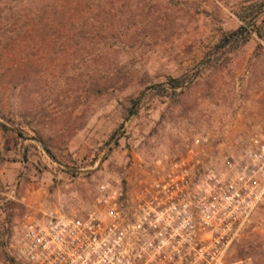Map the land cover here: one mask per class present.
<instances>
[{"label": "rangeland", "instance_id": "obj_1", "mask_svg": "<svg viewBox=\"0 0 264 264\" xmlns=\"http://www.w3.org/2000/svg\"><path fill=\"white\" fill-rule=\"evenodd\" d=\"M93 1L98 33L67 45L65 26L36 22L41 0H0V264H23L13 244L24 213H91L197 146L200 170L218 171L264 130V21L232 41L249 28L236 12L264 0ZM108 75L118 87L96 94ZM184 75L170 96L167 78ZM245 240L253 250L240 255ZM225 263L264 264V196Z\"/></svg>", "mask_w": 264, "mask_h": 264}, {"label": "built area", "instance_id": "obj_2", "mask_svg": "<svg viewBox=\"0 0 264 264\" xmlns=\"http://www.w3.org/2000/svg\"><path fill=\"white\" fill-rule=\"evenodd\" d=\"M199 147V146H197ZM196 147V148H197ZM138 182L129 198L102 194L97 210L21 218L13 244L23 264H226V256L264 196V130L218 171L205 149Z\"/></svg>", "mask_w": 264, "mask_h": 264}, {"label": "trees", "instance_id": "obj_3", "mask_svg": "<svg viewBox=\"0 0 264 264\" xmlns=\"http://www.w3.org/2000/svg\"><path fill=\"white\" fill-rule=\"evenodd\" d=\"M95 2L93 0H41L40 13L37 14L36 22L44 21V16L50 23H55V20L59 23V25H63L66 28L68 33H65L64 39L67 45H79L85 41H91L95 34L98 33L96 25L94 24L95 15L91 12L92 5ZM61 7V10L57 12V8ZM244 10H240L237 13L238 18L245 23L249 28H245V26H241L240 30H237V36L233 39V43H242L247 41L250 32H256L258 35H261L259 30V22L264 21V16H262L264 12V3H254L251 6H247ZM51 9V12L48 13V9ZM246 10V11H245ZM93 14V15H92ZM262 17V18H261ZM50 19V20H49ZM46 20L45 24H49ZM57 30V29H56ZM213 57L211 59L204 60L202 62L204 64L202 71L210 69L213 67L212 64L215 62ZM192 79L191 75H184L179 77H168L166 84L171 90L170 96H175L179 92L177 89H182L186 83H188ZM119 85L118 78H111L108 76H99L92 84V89L96 94L100 95L110 88L115 89ZM157 91L163 92L164 88H158ZM141 99V95L138 97L131 99V106L128 109L129 114H133L136 110L138 103ZM8 121H12V119H8ZM2 126H5L1 124ZM21 123H17L19 127ZM20 137H24L21 133H18ZM40 142L43 143L44 148L49 152V148L47 144L44 143L42 138H38ZM251 250H253V245L250 240H245L244 244L240 248V255L250 254Z\"/></svg>", "mask_w": 264, "mask_h": 264}]
</instances>
